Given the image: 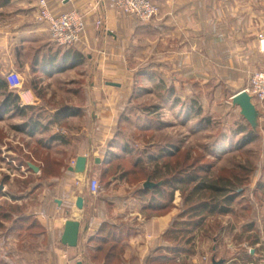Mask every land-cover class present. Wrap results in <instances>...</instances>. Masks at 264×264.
I'll list each match as a JSON object with an SVG mask.
<instances>
[{
	"label": "crops",
	"instance_id": "0c3cea01",
	"mask_svg": "<svg viewBox=\"0 0 264 264\" xmlns=\"http://www.w3.org/2000/svg\"><path fill=\"white\" fill-rule=\"evenodd\" d=\"M228 1L158 0L159 14L150 22H142L118 11L110 2L47 0L54 12L78 9L85 14L87 30L74 45L83 58L73 65V46L56 45L47 25L38 19L39 0H0V44H5L0 48V75L8 69L19 72L23 89L34 98L32 103L23 104L16 91L19 101L35 107L25 118L11 111L2 115L19 117V124L32 113L41 114L42 125L48 124L45 131L25 132L42 153L39 158L31 154L32 159L20 164L21 187L11 185L15 168L4 169L8 180L0 181L4 184L0 200H6L7 208L0 213V264H87V250H95L91 241L104 223L124 225L128 231L125 228L122 233L123 250L118 262L108 260L103 264H147L148 258L150 264H157L159 251L169 254L165 232L179 212L181 198L177 197L178 202H173L175 207L169 211L147 216L130 185H115L120 184L119 175L112 176L105 187L97 172L108 167V153L115 149L111 140L121 129V115L132 94L135 79L131 59L140 60L149 50L151 68H164L166 72L165 80H158L167 86L179 82L185 89L189 82L206 74L207 66H213L210 72L223 81L246 89L247 79L242 75L247 73L255 53L264 70V50L248 25L250 12L232 17V22L225 21L237 14L226 10L228 4L223 3ZM98 18L101 26L95 24ZM232 25L235 35L230 34ZM240 46L249 52L245 63L232 51ZM74 70L82 74L79 79L73 78ZM39 83L45 84L44 90ZM78 96L85 98L82 104L73 102ZM73 106L80 109L77 115L50 122L59 109ZM48 152L52 153L49 159L41 156ZM80 155L88 157L86 173L69 169ZM31 177L36 181L26 186V179ZM93 179L99 182L98 193L90 189ZM78 197L83 198L82 208L76 206ZM68 219L80 223L78 245L74 247L61 241ZM216 250L214 247L211 262Z\"/></svg>",
	"mask_w": 264,
	"mask_h": 264
},
{
	"label": "rangeland",
	"instance_id": "374dc122",
	"mask_svg": "<svg viewBox=\"0 0 264 264\" xmlns=\"http://www.w3.org/2000/svg\"><path fill=\"white\" fill-rule=\"evenodd\" d=\"M229 1L223 3V5L228 4L226 10L230 9L231 12L235 11L237 14H231L230 17L225 18V21L232 22V17L240 18L242 14L250 12L248 16L249 29L255 31V37L261 49L264 50L261 40V37H264V16L262 15L264 2H261V0ZM235 31L234 27L230 34L235 35ZM3 45L5 44H0V48L5 47ZM231 45H233L231 47H235L236 44L232 43ZM232 51L237 54L239 61L242 60L241 62H244L246 55H249V52H245L242 46L232 48ZM221 53H225V49ZM149 55L150 51L148 50L146 55L141 56L140 60L134 61L131 59L130 61L131 68H133L131 75L134 76L136 89L134 98L121 120V127L124 130L125 139L130 142L132 147L137 149L141 156L145 157V149L151 147L154 142L157 146L164 145V148L165 145L168 148V144L174 146L176 144L177 147H180V153L174 158V161L179 159L182 166L188 168V170L195 169L196 171L202 165H209L211 170L208 175L211 176L218 174L233 177L235 173L244 175L245 172L240 168L241 165L257 170L245 182L248 188L237 196L231 204V211L207 219L205 229L198 231L194 243V253L188 256L185 263L213 264L210 257L214 255V247H217L215 251L216 260L224 258L222 264H243L244 259L240 257L246 253L253 255L254 259H264V256L260 257L264 255V101L260 102L253 98L261 113V122L257 130L258 137L253 141L243 142L244 139L242 138L246 133L236 132V130L245 120L240 114V108L232 104V96L241 91L239 85L236 86L232 82L223 81L222 77L220 78L210 72L213 66H207L208 71H206V74L200 75L199 80L189 82L186 89L178 82L174 86L175 91L172 98H169V88L166 82L164 81V85L161 87L157 86L159 78L165 80V69L153 70ZM260 61L255 53L251 65H248L247 73L242 75L243 79H247V87L250 86L253 73L264 71L262 65L260 66ZM8 70L5 71V76ZM139 72H142V74ZM80 74V72L74 70L73 78L79 79ZM150 74H154L156 80H151ZM80 84L82 83L79 82L78 85L81 86ZM39 85L42 90L45 89L44 83H39ZM127 85L129 88L131 87L129 82ZM48 86L51 87V83ZM79 95L81 94L79 93ZM84 99L82 96H78V99L73 97V102L76 101L78 104H82ZM175 99H178V101L176 102ZM61 100V102H64V99ZM197 107H200V113L195 111ZM142 111H146V113H142ZM73 119L76 120L77 118L74 117ZM19 120V117L11 115L4 117L2 112L0 114V181L5 179L6 171L4 169L10 171V168H15V177H13L11 185L21 187L23 179L18 173L22 169L20 164H24L31 154H35L39 158V153L42 152L28 138L26 133L14 127ZM156 149L158 152V147L155 148V146L152 151L156 153ZM51 155L52 153L48 152L47 155L43 154L41 156L49 159ZM187 155H189L188 158ZM30 158L32 159V157ZM130 162H123L121 168H113L109 173L104 174V177L100 175L99 171L97 177L100 180L103 178V183H107L112 176H120V171L129 167ZM150 167H153V165ZM200 173L204 175L203 172ZM147 179L144 175L139 174L131 179L134 183L125 182L121 179L120 184L115 185L121 186L127 183L135 189L143 185V182ZM35 181L31 177L26 179L24 184L27 186ZM177 197L183 198L179 190L175 192L173 202H178ZM181 199L178 202L177 211H181ZM0 203L2 208H7L6 200L1 199ZM173 205L175 207V203ZM248 222L254 227L249 231H245L244 225ZM256 237H259L260 242L253 246L251 242ZM97 244L96 242L95 245ZM111 245L110 242L106 243L102 251L98 253L90 250L89 255H86L85 258L87 264L107 262L109 259L106 256ZM119 254L120 251L117 250L116 263L119 260ZM181 263L174 261L169 264ZM163 264H166V262H163Z\"/></svg>",
	"mask_w": 264,
	"mask_h": 264
},
{
	"label": "trees",
	"instance_id": "16d2710c",
	"mask_svg": "<svg viewBox=\"0 0 264 264\" xmlns=\"http://www.w3.org/2000/svg\"><path fill=\"white\" fill-rule=\"evenodd\" d=\"M82 58L83 54L73 46V65L80 63ZM139 73L142 74V72ZM154 78L155 75L150 74V79L153 80ZM162 85H164V81L160 79L157 86L161 87ZM168 88L169 98H172L175 87L171 84ZM135 89L136 83L133 84L132 94L129 98L128 105H126L127 107H125L121 115V120L126 114L131 100L134 98ZM0 97V114L3 111L4 113L11 111V113L25 118L28 115V111L35 108L30 105H21L16 91L9 88L5 75H0ZM175 101L177 102L178 99H175ZM79 111L80 109L75 106L62 107L52 115V121L50 122L64 119L71 114L77 115ZM195 111L200 113V107H197ZM142 113H146V111H142ZM40 115H34L32 113L28 120H24L14 127L28 134L39 132L40 129L45 131L48 124L42 125ZM244 120L245 121L237 127L236 132L246 133L242 139H244L243 142L247 143L255 140L258 135L257 131L252 129L247 120ZM123 131L121 127L111 140V146H115V149L109 151L108 167L103 169L100 175L104 177V174L109 173L113 168H121L123 162L131 161L129 167L120 171V179L134 183L131 179L142 174L145 178H150L154 182L162 181L161 185H157L153 188H144L143 185H140L132 191L135 197L143 203V210L147 213V216L154 212L161 214L169 211L174 206L173 200L175 192L177 190L181 191L183 195L180 203L182 207L181 211L174 216L170 226L165 232V238L168 241L166 249L169 254L159 251L156 260L157 264H163V262L169 264L174 261L186 264L185 261L188 256L194 253V243L198 231L205 229L207 219L209 217L224 215L231 211V204L237 196L241 195L246 188H248L245 182L248 181L257 170H253L252 167L248 168L245 165H241L240 168L245 172L244 175L235 173L233 177L218 174L212 176L208 175L211 170V166L209 165H202L197 171L195 169L188 170V168L182 166V162H180L179 159L174 161V158L180 153V147H177L178 145L176 146V144L175 146L173 144H168L169 147L167 148V145H165L166 147L164 148V145L157 146L154 142L151 147L145 149V157H143L140 155L141 153L137 152V149L132 147L130 142L125 139ZM154 146L155 148L158 147V152L156 149V153L152 151ZM188 157L189 155H187V158ZM151 165H153V167H150ZM200 172H203L204 175ZM102 179L101 183H103ZM7 180L8 177L5 176L4 181L6 182ZM108 184L109 182L107 181V183L103 185L106 187ZM190 184L192 185L190 186ZM188 188L191 189L189 190ZM187 190L189 191L186 193ZM1 210L2 205H0V213ZM253 227L254 226L250 222L244 225L245 231H249L253 229ZM124 229L127 230V227L124 225L101 224L98 233L94 235L91 241L95 249L93 251L97 253L102 251L104 245L110 242L112 245L106 257L111 261H115L117 259V250L120 252L123 250L122 233ZM96 242L98 243L97 245H95ZM259 242V237H256L251 243L253 246H256ZM88 255L87 250V256ZM240 258L244 259L242 263L245 264L253 260V255L246 253L241 255ZM149 261L150 258L146 260L147 264H150Z\"/></svg>",
	"mask_w": 264,
	"mask_h": 264
},
{
	"label": "built area",
	"instance_id": "2783aa9c",
	"mask_svg": "<svg viewBox=\"0 0 264 264\" xmlns=\"http://www.w3.org/2000/svg\"><path fill=\"white\" fill-rule=\"evenodd\" d=\"M98 2H110L118 11L142 22H150L159 14L158 0H98ZM38 19L47 25L52 41L61 47H71L77 44L88 26L82 11L72 9L66 12H54L47 0H39ZM95 24L101 26V19H96ZM261 38L264 45V37ZM6 80L10 89L19 92L23 104H30L34 101L30 91L23 89V79L19 72L13 69L8 70ZM245 90L258 101H264V71L253 73L250 86ZM90 189L93 193L99 192L100 185L96 179L91 180ZM245 264H264V259H255Z\"/></svg>",
	"mask_w": 264,
	"mask_h": 264
},
{
	"label": "water",
	"instance_id": "95a60500",
	"mask_svg": "<svg viewBox=\"0 0 264 264\" xmlns=\"http://www.w3.org/2000/svg\"><path fill=\"white\" fill-rule=\"evenodd\" d=\"M232 104L234 106H238L240 108V114L247 122L251 125L252 129L257 131L260 125V117L261 113L257 108V105L253 101V96L247 90L243 89L232 96ZM87 162L88 157L86 155H80L77 157L76 162L69 169L75 173H86L87 171ZM29 166L37 171L38 167L33 163H29ZM162 181L154 182L150 178H148L145 182H143L144 188H153L157 185H161ZM4 184L0 182V191L3 190ZM76 206L78 208L83 207V198L78 197L76 200ZM80 232V223L74 219H68L65 222L63 235L61 241L63 244L74 247L78 245ZM224 259L216 260L215 257L212 258L213 264H222ZM78 264H82L79 262Z\"/></svg>",
	"mask_w": 264,
	"mask_h": 264
}]
</instances>
